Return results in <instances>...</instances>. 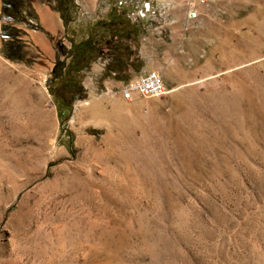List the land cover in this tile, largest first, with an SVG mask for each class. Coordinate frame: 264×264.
Returning a JSON list of instances; mask_svg holds the SVG:
<instances>
[{
    "label": "rangeland",
    "instance_id": "rangeland-1",
    "mask_svg": "<svg viewBox=\"0 0 264 264\" xmlns=\"http://www.w3.org/2000/svg\"><path fill=\"white\" fill-rule=\"evenodd\" d=\"M30 4L25 60L0 39V264H264V0H74L69 29ZM111 10L132 62H92L62 123L54 60ZM150 71L166 94L120 97Z\"/></svg>",
    "mask_w": 264,
    "mask_h": 264
},
{
    "label": "trees",
    "instance_id": "trees-1",
    "mask_svg": "<svg viewBox=\"0 0 264 264\" xmlns=\"http://www.w3.org/2000/svg\"><path fill=\"white\" fill-rule=\"evenodd\" d=\"M54 2L64 27L69 29L68 24L75 19L74 0H54ZM0 16L6 20L0 24L2 55L10 60H25V44L17 37L21 30L7 21L23 22L27 27H33L30 20H35L36 15L30 0H0ZM87 27L86 38L77 42L71 41V46L64 58L56 56L46 81L59 121L62 123L70 116L74 101L85 97V90L81 83L82 73L89 69L92 62L97 58L105 60L107 63L105 70L113 75L118 73L120 67L132 62L130 47L121 43V39H128L131 33L137 31V24L131 23L128 13L125 11L116 13L111 10L107 19H92L88 21ZM93 27L105 31L109 35L108 38L102 35L95 38L94 35H90L88 31H91ZM102 44L106 50L102 49Z\"/></svg>",
    "mask_w": 264,
    "mask_h": 264
},
{
    "label": "built area",
    "instance_id": "built-area-1",
    "mask_svg": "<svg viewBox=\"0 0 264 264\" xmlns=\"http://www.w3.org/2000/svg\"><path fill=\"white\" fill-rule=\"evenodd\" d=\"M196 13H188L190 19L194 18ZM166 89L160 75L157 72L150 71L140 74L125 83L119 90L120 97L125 101H131L136 97H160L166 94Z\"/></svg>",
    "mask_w": 264,
    "mask_h": 264
},
{
    "label": "crops",
    "instance_id": "crops-1",
    "mask_svg": "<svg viewBox=\"0 0 264 264\" xmlns=\"http://www.w3.org/2000/svg\"><path fill=\"white\" fill-rule=\"evenodd\" d=\"M48 14L49 15H52L53 17H54V14H57V18L61 20L58 12H56V13L53 14L52 11H50V12H48ZM144 72H146V71H144Z\"/></svg>",
    "mask_w": 264,
    "mask_h": 264
}]
</instances>
